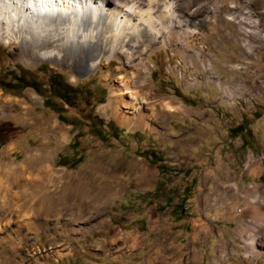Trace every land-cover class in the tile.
Instances as JSON below:
<instances>
[{
  "label": "rangeland",
  "instance_id": "374dc122",
  "mask_svg": "<svg viewBox=\"0 0 264 264\" xmlns=\"http://www.w3.org/2000/svg\"><path fill=\"white\" fill-rule=\"evenodd\" d=\"M164 1L170 9L154 24L157 35L142 37L141 66L136 60L130 68L119 54L80 70L70 58L42 60L29 46L25 55L0 41V169L9 174L0 187L11 205L0 241L19 252L5 264H149V230L136 233L143 222L132 221L137 188L149 187V169L169 177L214 166L216 144L237 174L226 199L233 212L246 206L241 199L251 202L237 214L243 222L228 228L243 260L264 264V0ZM50 75L61 90L74 89L68 105L50 89ZM137 94L146 103L133 105ZM62 106L64 122L53 111ZM201 157L204 163L187 168ZM19 191L26 197L20 219ZM113 191L122 200L105 203ZM49 193L66 204L47 221L57 246L43 259L50 235L38 234L35 211L49 204ZM165 236L155 235L157 242Z\"/></svg>",
  "mask_w": 264,
  "mask_h": 264
},
{
  "label": "crops",
  "instance_id": "0c3cea01",
  "mask_svg": "<svg viewBox=\"0 0 264 264\" xmlns=\"http://www.w3.org/2000/svg\"><path fill=\"white\" fill-rule=\"evenodd\" d=\"M223 148V145L216 144L212 151L214 166L200 171L184 170L177 176L169 175L171 179H168V174L149 169V187L137 188L134 204H138V213L132 220L140 218L143 222L141 231L136 233H146L145 229L149 230V264H167V260H175L174 264H179L178 259H182L180 264H248V261L243 260V252L237 248L240 247L237 233L228 228L229 225L243 222L244 218L235 214L232 205L225 201L229 196L228 191L235 185L237 174L223 161L226 156L222 152ZM204 160L202 157L192 159L187 168H193L195 163H204ZM0 170V178L9 180L6 170ZM17 196V214L20 219L26 213L25 192L19 191ZM48 196L49 204L41 202L35 211L41 225L38 230L36 225L34 228L38 234L50 235L45 243H49L51 250L45 251L43 259L53 257L57 246V238L53 236L57 229L53 226L47 227V221H55L58 218V209L66 204L58 201L51 193ZM212 197H216V202H212ZM61 199L64 200L63 197ZM117 199L122 200L121 192L113 191L105 198V203H110L111 200L115 203ZM10 208L8 197H5L0 187V230H4L7 225ZM66 215L68 216L67 213ZM68 229L65 228L66 233L69 232ZM24 234L25 227L17 234V240H23ZM155 235L166 236L162 242H157ZM6 240L4 238L0 241V264H5L4 261L8 258L19 254L17 250L4 247L3 242ZM96 240L107 242L108 239ZM110 242L109 240L107 243ZM118 242L120 241L110 247L114 248ZM46 261L39 260V264H47Z\"/></svg>",
  "mask_w": 264,
  "mask_h": 264
},
{
  "label": "bare ground",
  "instance_id": "6f19581e",
  "mask_svg": "<svg viewBox=\"0 0 264 264\" xmlns=\"http://www.w3.org/2000/svg\"><path fill=\"white\" fill-rule=\"evenodd\" d=\"M144 2L145 0L143 3L142 0H0V41L9 46L16 45L25 55H29L31 50L39 54L42 60L70 58L80 70L101 64L104 55L113 57L119 54L127 64L138 60L137 63L141 66L142 56L145 55L142 52V37L149 34V40L153 39L157 35L154 24L160 22L162 13H168L170 9L164 0ZM131 66L132 63L130 68ZM133 81L136 85L137 79L133 78ZM123 96L124 94L119 95V102L128 104ZM140 96L133 95V102H130H135L133 105L146 103ZM128 120L130 119H123L122 124H127ZM62 138H65L64 134ZM45 171L47 175L49 171L44 169Z\"/></svg>",
  "mask_w": 264,
  "mask_h": 264
},
{
  "label": "trees",
  "instance_id": "16d2710c",
  "mask_svg": "<svg viewBox=\"0 0 264 264\" xmlns=\"http://www.w3.org/2000/svg\"><path fill=\"white\" fill-rule=\"evenodd\" d=\"M53 76L54 75H50L49 76V79L53 78ZM53 79H55L54 82H52ZM53 79L50 82V89L56 90V97H57V99H59L60 102L63 103V106L64 105H68L69 104V100L67 98V95H73L75 93L74 89H72L71 87H69L70 85L69 86L66 85V90H61L62 89V85H61V82L59 81L58 76H54ZM64 92H65V94H64ZM63 106L60 107L61 109L59 111L52 109L57 114L58 119L60 121H62V122H64V119L62 117L63 110H64L63 109L64 108ZM261 181H264V173H263V176L261 177Z\"/></svg>",
  "mask_w": 264,
  "mask_h": 264
},
{
  "label": "built area",
  "instance_id": "2783aa9c",
  "mask_svg": "<svg viewBox=\"0 0 264 264\" xmlns=\"http://www.w3.org/2000/svg\"><path fill=\"white\" fill-rule=\"evenodd\" d=\"M250 188L252 189V190H257L253 185H250ZM226 201V204H229L230 203V200H225ZM241 201H246L247 203H246V206H251V202H248L247 200H242L241 199ZM246 206L244 207L243 205H242V202H240L239 204H238V206H236L235 207V209H234V211L237 213V214H240V213H242L243 212V210L246 208Z\"/></svg>",
  "mask_w": 264,
  "mask_h": 264
}]
</instances>
